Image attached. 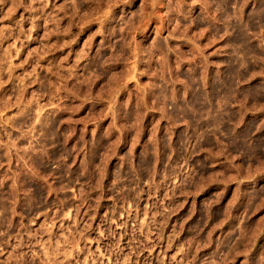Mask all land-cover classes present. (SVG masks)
I'll return each instance as SVG.
<instances>
[{
  "label": "rangeland",
  "instance_id": "374dc122",
  "mask_svg": "<svg viewBox=\"0 0 264 264\" xmlns=\"http://www.w3.org/2000/svg\"><path fill=\"white\" fill-rule=\"evenodd\" d=\"M0 264H264V0H0Z\"/></svg>",
  "mask_w": 264,
  "mask_h": 264
}]
</instances>
